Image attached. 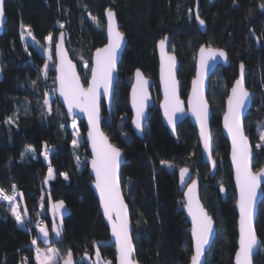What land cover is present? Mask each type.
I'll use <instances>...</instances> for the list:
<instances>
[{
  "label": "trees",
  "instance_id": "trees-1",
  "mask_svg": "<svg viewBox=\"0 0 264 264\" xmlns=\"http://www.w3.org/2000/svg\"><path fill=\"white\" fill-rule=\"evenodd\" d=\"M5 2L7 18L6 5L12 2L20 24L30 31L39 47L51 37L53 64V44L61 30L58 26H63L67 49L83 81L89 75L93 51L105 44L104 10L115 11L127 44L118 64L110 111L102 104V131L125 156L121 185L130 210L135 257L139 264L189 263L190 227L182 211L176 174L179 167L188 166L199 179L201 200L216 228L204 264H232L237 242L236 197L229 145L222 136L220 118L227 91L242 62L246 88L252 95L243 126L254 151L253 168L262 167L264 148L257 145L264 144L260 136L264 132V10L258 6H264V0H198V14L205 22L203 34L194 20L196 0ZM9 29L8 19L0 35V188L12 194L15 185L27 214L24 226L18 227L14 216L0 203V264H35L34 248L47 246L57 250L55 264L69 258V253L75 264H95L97 252L100 260L114 264V246L91 188L89 153L83 140L85 124L78 122L82 139L74 147L71 121L55 97L54 78L42 73L46 55L31 44H26V51L18 52ZM165 36L176 47L180 95L184 99L202 43L223 48L229 57L228 67L219 66L212 73L206 95L212 109V156L217 163L212 178L209 166L201 159L196 130L189 120L177 126V141L161 121L156 43ZM82 61L88 64L85 71ZM137 68L153 79L152 96L156 103L149 110L143 139L130 128L128 106L132 74ZM51 71L55 72L53 68ZM217 76L222 77L225 87L220 93ZM47 94L53 96L49 107L44 104ZM50 167L53 178L46 185ZM220 185L226 188L224 200ZM51 200H62L68 209L61 217L62 230L57 239L52 236ZM37 220L47 227L48 240L40 238L30 225ZM255 230L261 244L254 264H264V200L258 206ZM33 240L37 241L34 246Z\"/></svg>",
  "mask_w": 264,
  "mask_h": 264
},
{
  "label": "snow or ice",
  "instance_id": "snow-or-ice-1",
  "mask_svg": "<svg viewBox=\"0 0 264 264\" xmlns=\"http://www.w3.org/2000/svg\"><path fill=\"white\" fill-rule=\"evenodd\" d=\"M106 11L109 18V43L104 48L97 49L96 51L95 62L91 69L92 78L88 87L85 89L81 86L74 66L67 60L59 44L57 45V49L61 63L57 69L60 73L57 79L60 83V95L64 97L65 103L68 105L69 113L75 107L88 114L89 124L91 126L88 135L93 147L94 158L92 160V167L96 173V188L100 193L104 215L108 217L112 227V235L116 238L118 264H133L131 258L133 246L129 237L127 207L120 196L116 177L120 151L108 142L107 137L104 136L99 128V109L97 104L99 90L103 88L104 95H108L112 74L116 70V50L120 47L121 41L123 40L122 33L116 30L114 13L111 10ZM3 15V0H0V19L3 18ZM93 19L95 20V18ZM197 19L199 20L198 16ZM199 23L203 25L204 21L199 20ZM61 27L63 26L61 25ZM28 34L31 35L30 32ZM165 39L159 42L162 52L161 79L164 82L165 93V101L162 107L165 109V115L169 119V124H172L175 113L182 112L183 108L181 107L179 96L176 93L177 81L173 72L175 57L167 56L165 62ZM200 52L201 68H205L208 60L214 59L217 55L223 59H227L226 53L223 50L205 49L202 47ZM45 68H47V65H45ZM240 69L241 78L235 81L231 94L228 97V112L225 113V128L228 129V133L232 138V159L236 168V180L239 187V246L235 253V264H251L254 248L258 243L253 228V202L256 198L257 189L261 186L260 178L264 176V168L258 172H253L249 163L251 151L248 145V139L243 134L240 121L241 110L249 97V92L244 87L243 64L240 65ZM136 77L137 85L133 88V107L136 109V117L133 123L139 129L141 128V117L144 115V106L148 96L145 87L147 81L143 79L139 70L136 71ZM200 77L201 74L198 72V78L193 81L192 95L189 97V108L200 124V135L203 140L204 150L207 152L210 147V135L208 132L210 113L207 102L203 97V81ZM44 104L46 107L49 105L47 97L45 98ZM73 128H75V123H73ZM260 136L261 140L264 141V132H261ZM72 144L76 147L78 141L73 139ZM257 147L264 148V144L257 145ZM44 156L45 159L48 158L47 151H45ZM161 163L165 162L162 161ZM180 173L181 180L183 181L187 174V169L182 168ZM48 178H53L51 167L49 168ZM67 178L65 175V179ZM195 185L196 182L193 181L189 186L188 192L185 193L189 200L187 205L189 214L193 220L192 235L194 239V254L191 257V264H202V257L205 255V246L209 243V238L212 233L213 222L212 218L203 210L199 202L194 201L192 193L195 190ZM12 191L13 194L8 195L3 188H0V199L9 202L11 214L15 217L17 223L21 224L23 220L16 204L17 193L15 185L12 186ZM221 191H223V188ZM51 207L54 212H58L64 207L63 201L52 204ZM113 213L115 214L114 217ZM24 214H27L26 209ZM39 230L47 238L48 232L45 228L41 227ZM52 230L57 236L61 235L57 226L54 225ZM36 243V240L32 241L33 245ZM56 253L57 250L53 248L47 249V254L37 249V264H54ZM97 259L99 260V252H97ZM64 264H73L71 253H69V258L64 261Z\"/></svg>",
  "mask_w": 264,
  "mask_h": 264
},
{
  "label": "water",
  "instance_id": "water-1",
  "mask_svg": "<svg viewBox=\"0 0 264 264\" xmlns=\"http://www.w3.org/2000/svg\"><path fill=\"white\" fill-rule=\"evenodd\" d=\"M5 1L6 0H3L4 15H3V18L0 19V35L3 33L4 27H5V25L8 22V18H7V15L5 13V3H6ZM209 1H210V3L213 2V0H209ZM258 7H259V9L264 10V7H262L260 5ZM106 10H110V9L109 8L105 9L104 13H103V17H104V20H105V38H106V40H105V44L103 46L99 47L98 49L104 48L109 43V37H108L109 18L107 16V11ZM111 11L114 13V20H115L116 30L119 31L120 33H122L120 31V29H119V24H118V21H117V18H116L115 11H113V10H111ZM193 13H194L195 23H196L199 31L203 34L205 32V22H204L203 25H201L199 23V20H202V19L199 17V14H198V0H196V2H195ZM197 16L199 17V20L197 19ZM122 35H123V40L121 41L120 47L116 50V70L112 74V81H111V84L109 85L108 95L105 96L104 95V90H103V88H101L99 90V95H98V100H97L98 109H99V128H100V131L103 134H104V132L102 131V121H103L102 104H104L107 112H109L110 111V107H111V103H112L114 85H115V82L118 79V64H119V62L121 60L122 53H123V51H124V49L126 47V44H127L126 36L124 35V33H122ZM164 39H165V45H164L165 62H166L167 56H174L175 57V67L173 69V72L175 74V79L177 81L176 93L179 96V99L181 101V107L183 108V111L175 113V115L173 117V123L169 124V119L165 115V109H164V107H162V105L164 104V101H165V93H164V82L161 79L162 52H161V48L159 46V42L162 40L161 39V40H159L156 43V56H157V61H158L157 86H158V95H159V100L157 102V106H158L159 113H160V116H161L162 124L167 129L169 135L172 138H174L175 141H177V134H176L177 126L182 121H184L186 119L189 120L190 124L196 130V136H197V141H198V145H199V151H200L201 159H202V161L204 163H206L209 166L210 178H212L214 176V174H215L217 163H216V160L214 159V157L212 156V151H213V138H212V132H211L212 109H211V106H210V104H209V102L207 100V96L206 95H207L209 79H210L212 73L219 66L224 67V68L228 67L229 63H230L229 57H228L226 51L223 48L207 46L205 43H202L199 46V48L197 49V52H196L195 62H194V75H193L192 79L190 80L188 92H187L186 98L184 99L180 95L181 87H180V83H179V80H178L179 61H178V58L176 56V47L174 45H172V46L170 45L169 36H165ZM256 43H257V46H258V40H256ZM58 44L60 45V48H61L62 52L65 54L67 60L70 61L71 64L74 66V70H75L76 76L79 78L81 86L83 88H85V89L88 87V84H89V82L91 81V78H92L91 69H92V66H93V64L95 62V56H96L97 49L94 50L93 53H92L90 69H89V75H88L86 81H83L81 76H80V73H79V70H78V66H77L76 62L71 58V56L69 54V51L67 49V46H66V34H65V32L63 30H60V32L57 34L56 40H55V42L53 44V56H54V62H55V65H54V71H55V77H54V81H55V97H56L58 103L64 109L65 116L67 117L68 120L72 121L74 119H77L78 122L79 121H83L84 124H85L86 132H85L83 140L86 143V148H87V151L89 153L88 172H89V175H90V177L92 179L91 188H92L93 193L95 194L96 199L98 201L99 211H100V214L102 216V219H103L105 225L108 228L109 240L114 246V264H118V252H117V246H116V238H115V236L112 235L111 224L109 223L108 217H106L104 215V210H103V207H102V204H101V199H100V193H99V190L96 188V173H95V171L93 170V167H92V160L94 158L93 147H92V141H91V139L89 138V135H88V133L90 131V127H91L90 124H89L88 114L86 112L81 111L79 108H75V107L73 108L72 112L69 113L68 105L65 103L64 97L60 95V91H59L60 83H59V80L57 79V77L60 75V73L57 71V69H58V67H59V65L61 63L60 57L58 55V49H57V45ZM202 47L205 48V49L212 48V49H217V50H223L226 53L227 59H223V58H221V57H219L217 55L214 59H209L208 60L207 66L205 68H201V64H200L201 52H200V49ZM241 64H243V63L240 62L238 64L237 76H236V78L234 79L232 85L229 87V89L227 91V94H226V97H225V101H224V109H223V112H222V115H221V118H220V128H221L222 136L227 140L228 145H229L228 160H229L230 170H231V173H232V183H233V188H234L235 197H236L235 198V210H236V213H237L236 251H237L238 246H239L238 245V241H239V219H240V213H239V207H238L239 187L237 185V180H236V168H235V165H234L233 159H232V138H231V136L228 133V129L225 128V113L228 112V97L231 94V91H232V88H233V86L235 84V81L237 79L241 78V69H240V65ZM137 70H139L141 72L143 79L147 81V85L145 87H146L147 96H148V99L145 102V106H144V115L141 117V128H139V129H137L135 124L133 123V120L136 117V109L133 107V88H134V86L137 85V77H136V71ZM198 72H200V74H201L200 78L203 81V97H204V100L207 102L208 111L210 113V119H209V122H208V132H209V135H210V147H209V151H207V152L204 150L203 140H202L201 135H200V133H201L200 124L198 123L196 117L192 114V112H191V110L189 108V97L192 95L193 81L198 78ZM2 78H3V72H2V69H1V65H0V81L2 80ZM243 80H244V87L249 92V97L245 101L244 107L242 108L241 115H240V121H241L243 134L246 136L245 131H244V126H243V119H244L246 113L248 112V110L251 107L252 95H251L250 91L246 88L245 68L243 69ZM152 88H153V79H151L149 77H146L140 68L135 69L133 74H132V82H131V85H130V88H129V93H128V106H129V110H130V113H131L130 128H131L132 132L134 133V135L136 137H138L139 139H143L144 138V127H145L146 119L148 117L149 110L152 109L155 106V104H156L155 100H154V97L152 96ZM104 136H106V135L104 134ZM107 139H108V142L112 146L118 148L117 146H115L114 144H112L110 142V139L108 137H107ZM247 139H248V145H249V148H250V151H251L250 160H249L250 167H251V170L253 172H258L260 169L264 168V162H263L262 167H260L258 170H255L253 168L254 151H253L252 145H251L250 140H249L248 137H247ZM119 151H120V157H119V164H118V167H117L116 177H117V181H118L120 196H121L124 204L127 207L129 237H130V240H131V243H132V246H133V254H132L131 258L133 260V264H139L137 259H136V257H135V248H134V245H133V242H132L133 226H132V222H131V219H130V210H129V206H128L126 200H125V196H124V193H123V188H122V185H121V168H122V166L124 164L125 156H124L123 152L120 149H119ZM182 168L183 169H187V174L185 175L183 181L181 180V173H180V170ZM176 174H177L178 188H179L180 193L182 194V199H183L182 211H183V213L185 215V218H186V220H187V222L189 224V227H190V240H191V245H192V254H191L190 258H189V263L188 264H191V257L194 254V239H193V235H192L193 220H192V216L189 214V210H188V206H187L188 203H189V200H188V197L185 195V193L188 192L189 186L192 184L193 181L196 182L195 190L192 193L194 201H198L199 204L203 207V210L208 215H209V213H208L206 207L204 206V204H203V202L201 200V197H200L199 179H198V177L195 174H193V172L190 169V167L181 166V167H179L177 169ZM260 185L261 186H260V188L257 189L256 198H255V200L253 202V228H254V230H255V221H256V216H257V212H258V206L261 203V201L264 200V176H262L260 178ZM222 188H223V191H221ZM219 192H220V195H221V199L224 200L225 196H226V188H225L224 185H220L219 186ZM114 216H115V214L113 213V217ZM212 222H213L212 233H211L210 238H209V243L205 246V255L202 257V264L205 263L206 254L209 251L210 246H211V244L213 242V239L215 237V234H216L215 222H214L213 218H212ZM255 234L257 236L256 230H255ZM257 241H258V243H257V245L254 248V254H253L252 258H251V264H254V257L257 255V253L259 251V248H260L261 241H260L258 236H257ZM236 251H235V253H236ZM235 253H234L232 264H235ZM66 259H68V258H66ZM71 260H72L73 264H75V261L73 259H71ZM64 261L61 264H64Z\"/></svg>",
  "mask_w": 264,
  "mask_h": 264
},
{
  "label": "rangeland",
  "instance_id": "rangeland-1",
  "mask_svg": "<svg viewBox=\"0 0 264 264\" xmlns=\"http://www.w3.org/2000/svg\"><path fill=\"white\" fill-rule=\"evenodd\" d=\"M6 8H7V13H8V19H9V34L12 38V40H14V42L16 43V48L18 50V52H21V51H26V44H31L33 45L34 47H37L41 53H44L46 55V61L42 67V73L44 76H52L53 78L55 77V72L53 73L51 71V69L53 68L54 69V65L53 64V61H52V47H51V39H49L50 36H48L46 38V41L47 43L44 45V46H38L37 42L32 38L31 35H29L28 33L30 32L28 29L24 28L21 24H20V21H19V17H18V14H17V11L13 5L12 2H8L7 5H6ZM61 30L63 27H61V24L58 26ZM81 66H82V69L83 71H85L87 68H88V64L86 61H82L81 62ZM45 65H47V68H45ZM215 80L217 81V86H218V93H220V91H223L225 90V87H224V84H223V81H222V77L221 76H217L215 78ZM214 95H212L213 97ZM47 97V99L49 100V105H50V102L51 100L53 99V96L50 95V94H47L45 96V98ZM45 98H44V101H45ZM49 105L47 107H49ZM73 123H75V128H73ZM71 130H72V134H73V139H76L78 141V144L81 142V136L79 134V128H78V120L77 119H74L71 121ZM75 133V135H74ZM72 139V141H73ZM168 167L171 169V166L168 165ZM196 175V174H195ZM49 177V170L47 172V175H46V185L48 184V182L51 180L48 178ZM13 194V193H12ZM12 194H8V195H12ZM59 201H62V200H55V201H50V217H51V221H52V229H53V226H57L61 232L62 230V223H61V217L67 212V207L66 205L64 204V207L62 209H60L58 212H54L51 205L52 204H55ZM0 203H2L9 211H10V206H9V202L8 201H4L3 199H0ZM16 204L18 206V210L21 212V215H22V220L24 222V217H25V208L23 206V201H22V198L19 194H17L16 196ZM11 212V211H10ZM15 218V217H14ZM43 222L40 221V220H37L36 222H32L30 223L31 226H33V228L36 230V233L37 235L42 238L43 240H48V236L47 238L44 237V235L40 232V228L43 227L45 228V230L48 232L47 230V227L42 224ZM16 224L18 227H23V223L21 224H18L17 221H16ZM40 225V226H39ZM49 234V232H48ZM52 236L53 238L57 239L59 238V236L56 235V233L52 230ZM32 246H34L32 243H31ZM49 248H52V247H44V248H34V261H35V264H37V261H36V255H37V249H39L42 253L44 254H47V249ZM58 260V255L56 254L55 256V262L54 264L57 262ZM95 264H109V262H107V260L105 259H101L99 258V260L97 259V256H96V259H95Z\"/></svg>",
  "mask_w": 264,
  "mask_h": 264
},
{
  "label": "bare ground",
  "instance_id": "bare-ground-1",
  "mask_svg": "<svg viewBox=\"0 0 264 264\" xmlns=\"http://www.w3.org/2000/svg\"><path fill=\"white\" fill-rule=\"evenodd\" d=\"M49 150V149H48ZM49 152V151H48ZM40 226V225H39Z\"/></svg>",
  "mask_w": 264,
  "mask_h": 264
},
{
  "label": "built area",
  "instance_id": "built-area-1",
  "mask_svg": "<svg viewBox=\"0 0 264 264\" xmlns=\"http://www.w3.org/2000/svg\"><path fill=\"white\" fill-rule=\"evenodd\" d=\"M26 264V263H25Z\"/></svg>",
  "mask_w": 264,
  "mask_h": 264
}]
</instances>
